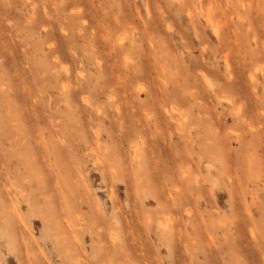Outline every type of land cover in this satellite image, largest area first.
<instances>
[{
	"label": "rangeland",
	"instance_id": "1",
	"mask_svg": "<svg viewBox=\"0 0 264 264\" xmlns=\"http://www.w3.org/2000/svg\"><path fill=\"white\" fill-rule=\"evenodd\" d=\"M0 94V264H264V0H0Z\"/></svg>",
	"mask_w": 264,
	"mask_h": 264
},
{
	"label": "bare ground",
	"instance_id": "2",
	"mask_svg": "<svg viewBox=\"0 0 264 264\" xmlns=\"http://www.w3.org/2000/svg\"><path fill=\"white\" fill-rule=\"evenodd\" d=\"M28 1H29V0H28ZM71 1H72V0H71ZM199 1H200V0H199ZM69 2H70V1H69ZM242 2H243V1H242ZM34 3H35V2H34ZM34 3H33V4H34ZM64 3H65V2H64ZM67 4H68V3H67ZM69 4H71V3H69ZM242 5H243V4H242ZM36 6H37V5L35 4L34 7H36ZM71 6H72V5H71ZM245 6H246V5H245ZM63 7H64V6H63ZM72 7H73V6H72ZM61 8H62V7H61ZM68 9H69V8H68ZM33 10H34V8H33ZM35 10H36V9H35ZM35 10H34V11H35ZM36 11H37V10H36ZM62 11H63V10H62ZM63 13H64V12H62V14H63ZM62 14H61V15H62ZM65 14H67V13H65ZM189 14H190V13H189ZM192 15H194V14H192ZM62 16H63V15H62ZM64 16H65V15H64ZM64 16H63V19H64ZM67 16H69V15H67ZM190 16H191V15H190ZM57 17H58V16H57ZM192 17H193V16H192ZM41 18H42V17H41ZM68 18H70V17H68ZM33 19H34V18H33ZM46 19H47V18H46ZM46 19H45V20H46ZM65 19H66V18H65ZM65 19H64V20H65ZM42 20H44V19H42ZM47 20H48V19H47ZM68 20H70V19H68ZM68 20H67V22H69ZM207 20H211V19L207 18ZM239 20H240V18H239ZM40 21H41V19H40ZM71 21H72V20H70V22H71ZM34 22H35V21H34ZM44 22H45V21H44ZM44 22H43V23H44ZM72 22H73V21H72ZM209 22H210V21H209ZM35 23H36V22H35ZM35 23H34V24H35ZM43 23H42V24H43ZM40 24H41V22H40ZM47 24H50V23L46 22V26H48ZM208 24H209V23H208ZM211 24H212V23H211ZM35 25H36V24H35ZM37 25H38V24H37ZM43 25H45V23H44ZM71 25H72V23H71ZM212 25H215V24H212ZM33 26H34V25H33ZM46 26H45V29H46V31H47L48 28H47ZM65 26H66V25H65ZM77 28H79V27H77ZM213 28H214V26H213ZM46 31H45V32H46ZM215 31H216V30H215ZM49 32H51V31H48V33H49ZM52 32H53V31H52ZM52 32H51V33H52ZM47 35H48V34H47ZM51 35H53V33L50 34V36H51ZM215 35H216V34H215ZM52 43H53V42H52ZM99 43H100V42H99ZM94 44H95V43L93 42V46H94ZM96 44H97V43H96ZM100 44H101V43H100ZM120 45H121L120 42H118V46H120ZM57 47H58V46H57ZM57 47H54V48L56 49ZM95 47H97V46H95ZM93 48H94V47H93ZM97 48H98V47H97ZM100 48H101V47H100ZM100 48H99V49H100ZM118 48H119V47H118ZM52 49H53V47H52ZM50 50H51V49H50ZM57 50H59V49H57ZM60 50H61V49H60ZM62 50H63V52H64V49H62ZM94 50H96V49L94 48ZM52 51H55V50H52ZM124 51H125V50H124ZM55 52H56V51H55ZM59 52H61V51H59ZM118 52L120 53L121 51H118ZM57 54H58L57 56H59V57H60L61 55H62V56L64 55V53H60V55H59L58 51H57ZM123 54H124V53H123ZM118 55H119V54H118ZM227 55H228V54H227ZM227 55H226V56H227ZM55 56H56V55H55ZM57 56H56V57H57ZM62 56H61V58H62ZM87 56H88V55H87ZM125 56H126V55H125ZM56 57H55V60H56L55 62H57V60H58V61L60 60L59 57H58L57 59H56ZM68 57H69V56H68ZM89 57H90V56H88V58H89ZM93 57H94V54H93ZM93 57H92V59H94ZM95 57H96V56H95ZM98 57H99V56H98ZM100 57H101V56H100ZM227 57H228V56H227ZM227 57H225V58H226V61L228 62ZM84 59H85V58H84ZM90 59H91V57H90ZM101 59L103 60L102 57H101ZM107 59H108V58H107ZM95 60H96V62H98L97 57H96ZM126 60H127V59H126ZM60 61H61V60H60ZM125 62H126V64H127V61H125ZM98 63L101 64V62H98ZM60 64H61V63H60ZM57 66H58V65H57ZM103 66H104V65H103ZM100 67H101V66H100ZM112 67H113V66H112ZM112 67H111L110 69H112ZM66 68H67V67H66ZM113 68H114V67H113ZM162 68H163V67H162ZM110 69H109V70H110ZM114 69H115V68H114ZM67 70H68V69H66L65 71L67 72ZM112 70H113V69H112ZM105 71H106V70H105ZM68 72H69V71H68ZM108 73L110 74V72H108ZM181 73H183V72H181ZM181 73H180V75H181ZM55 74H56V73H54V75H55ZM104 74H105V73H104ZM106 74H107V73H106ZM109 74H107V75H109ZM111 74H112V72H111ZM82 75H83V74H82ZM200 75H201V74H200ZM202 75H204V73H203ZM253 75H255V74H253ZM56 76H58V75H56ZM112 76H113V75H112ZM204 76H205V75H204ZM204 76H203V77H204ZM80 77H81V76H80ZM82 77H83V76H82ZM107 77H108V76H107ZM109 77H110V76H109ZM180 77H181V76H180ZM205 77H206V76H205ZM205 77H204V78H205ZM207 77H208V76H207ZM253 77H254V76H252V79H253ZM57 78H58V77H57ZM136 78L139 79V77H137V76H136ZM136 78H135V80H137ZM108 79H109V81L112 80L111 78H108ZM128 79H129V78H128ZM206 79H207V78H206ZM3 80H4V79H3ZM114 80H115V79H114ZM114 80H113V81H114ZM129 80H130V79H129ZM207 80H208V79H207ZM109 81H108V82H109ZM204 81H205V80H204ZM208 81H209V80H208ZM109 83H112V81L109 82ZM205 83H207V81H206ZM209 83H210V82H209ZM209 83H207V84H209ZM211 83H212V82H211ZM112 84H113V83H112ZM207 84H205V85H207ZM181 85H182V84H181ZM183 85H185V83H183ZM227 85H228V84H227ZM105 86H106V85H105ZM109 86H110V85H109ZM136 86H137V85H135V87H136ZM207 86H208V85H207ZM211 86H212V84H211ZM211 86H208V87H211ZM231 86L233 87V85H231ZM63 87H64V86H63ZM65 87H66V86H65ZM112 87H113V86H112ZM119 87H120V85H119ZM119 87H118V88H119ZM208 87L206 88L207 90H208ZM214 87H215V86H214V84H213V86L211 87V90H213ZM223 87H224V86H223ZM82 88H83V87H82ZM90 88H91V87H90ZM184 88H185V86H184ZM212 88H213V89H212ZM215 88H216V87H215ZM116 89H117V87H116L115 89L113 88L112 90H115V92H116ZM139 89H140V88H138V90H139ZM74 90H75V89H74ZM136 90H137V88H136ZM181 90H182V89H181ZM187 90H188V92H189V88H188ZM215 90H216V89H215ZM215 90H214V91H215ZM63 91H64V90H63ZM149 91H150V90H148V93H149ZM182 91H183V90H182ZM182 91H181V92H182ZM218 91H219V90H218ZM218 91H217V92H218ZM221 91H224V89H222ZM221 91H220V94H221ZM87 92H88V91H87ZM109 92H110V94H111V91H109ZM115 92H114V93H115ZM150 92H151V91H150ZM184 92L187 94V91H186V90H184ZM117 93H118V92H117ZM138 93L140 94L139 91H138ZM178 93H179V91H178ZM211 93H213V92L211 91ZM214 93H215L216 96L219 95V92H218V95H217L216 92H214ZM149 94H150V93H149ZM163 94H164V92H163ZM165 94H166V93H165ZM165 94H164V96H165ZM171 94H172V93H171ZM174 94H175V93H174ZM174 94H172V96H173ZM180 94L183 95V92L180 93ZM222 94L224 95V94H225V91H224V93H222ZM0 95H1V94H0ZM67 95H68V94H67ZM167 95H168V94H167ZM2 96H3V95H2ZM83 96H84V95H83ZM110 96H111V95H110ZM151 96H152V95H151ZM174 96H175V95H174ZM191 96H192V95H191ZM221 96H222V95H221ZM221 96H220V98H221ZM64 97H65V96H64ZM187 97H188V96H187ZM192 97H193V96H192ZM2 98L5 100V97H4V96H3ZM68 98H69V97H68ZM74 98H75V97H74ZM81 98H82V97H81ZM113 98H114V97H113ZM163 98H164V97H163ZM183 98H184V97H183ZM195 98H197V97H195ZM220 98H219V99H220ZM227 98H229V97L227 96L226 99H223V100L225 101V100H227ZM3 99H2V100H3ZM6 99L8 100V98H6ZM66 99H67V97H66ZM110 99H111V98H110ZM164 99H165V98H164ZM164 99H163V103H162V104H164ZM180 99H181V97H180ZM185 99H186V98H185ZM230 99L232 100V98H230ZM7 100H6V102L4 101L5 104H7ZM64 100H65V99H64ZM68 100H69V99H68ZM68 100H66V101H68ZM71 100L73 101V98L70 99V101H71ZM74 100H75V99H74ZM87 100H88V99H87ZM153 100L156 102L157 97H153ZM190 100H191V99H190ZM223 100H222V101H223ZM231 100H230V101L228 100V101H225V102H233V101H234V100H232V101H231ZM120 101H121V100H120ZM166 101H167V99H166ZM166 101H165V102H166ZM169 101H170V100H169ZM173 101H174V100H173ZM182 101H183V100H182ZM185 101H186V100H185ZM188 101H189V100H188ZM220 101H221V100H220ZM155 102H154V103H155ZM2 103H3V102H2ZM66 103H67V102H66ZM72 103H73V102H72ZM156 103H157V102H156ZM159 103H160V102H159ZM159 103H158V105H159ZM188 103H190V102H188ZM68 104H69V103H68ZM89 104H90V103H89ZM91 104H92V103H91ZM171 104H172V103H171ZM178 104H179V103H178ZM183 104H186L185 107L188 106L187 102H186V103H183ZM160 105H161V103H160ZM160 105H159V107L162 106V105H161V106H160ZM167 105H168V104H167ZM172 105H173V104H172ZM3 106H4V104H3ZM68 106H69V105H68ZM71 106H72V105H70V107H71ZM119 106H120V105H119ZM119 106H118V108H121V106H120V107H119ZM153 106H154V105H153ZM168 106L170 107V105H168ZM173 106H175V105H173ZM5 107H6V106H5ZM8 107L11 108V105H9ZM12 107H14V106H12ZM90 107H91V106H90ZM154 107H155V106H154ZM162 107L164 108L165 106H162ZM162 107H161V108H162ZM166 107H167V106H166ZM175 107H176L175 109L178 108L177 105H176ZM94 108H95V107H94ZM97 108H98V107H97ZM144 108H145V107H144ZM179 108L181 109V107H179ZM11 109H12V108H11ZM167 109H168V108H167ZM169 109L172 110L171 108H169ZM173 109H174V108H173ZM180 109H179V110H180ZM188 109H189V108H188ZM76 111H77V110H76ZM97 111L99 112L98 109H97ZM145 111H146V110H145ZM164 111H165V108H164ZM8 112H9V113H8ZM10 112H11V110L9 111V109H8L7 114H10ZM121 112H122V111H120L119 113H121ZM171 112H173V111H171ZM177 112H178V110H177ZM237 112H238V111H237ZM12 113H14V112H12ZM96 113H97V112H96ZM239 113H240V112H239ZM97 114H98V113H97ZM166 114H167V113H166ZM170 114H171V113H170ZM180 114H182V113H180ZM180 114H179V115H180ZM236 114H237V113H236ZM245 114H246V113H245ZM4 115H5V114H4ZM98 115H99V114H98ZM98 115H97V116H98ZM171 115H172V114H171ZM171 115H169V116H170V117H173V116H171ZM12 116H13V115H12ZM181 116H183V115H181ZM13 117H14V116H13ZM98 117H99V116H98ZM170 117H169V118H170ZM176 117H177V116H176ZM184 118H185V117H183V119H184ZM245 118H246V117H245ZM172 119H173V118H172ZM180 119H181V118H180ZM183 119H182V120H183ZM250 119H251V118H250ZM252 119H253V118H252ZM12 120H13V119H12ZM12 120H11V121H12ZM173 120H174V119H173ZM176 120H177V119H176ZM176 120H175V121H176ZM184 120H185V119H184ZM7 121H8V120H7ZM179 121H180V120H179V118H178V122H179ZM245 122H246V121H245ZM248 122H249V121H248ZM181 123H182V121H181ZM181 123H180V122H179V124L176 123L177 126L179 125V126H178L179 129H180V127H181L180 125H182ZM184 123H185V121H184ZM187 123H188V122H187ZM14 124H15V123H14ZM14 124H13V126H14ZM67 124H68V123H67ZM96 124H97V123H96ZM252 124H253V123H252ZM2 125H3V124H2ZM2 125H1V122H0V126H1L0 128L5 129L4 131H6V129H7L6 126H5V125L2 126ZM8 125H9V124H8ZM99 125H100V124H99ZM184 125H185V124H184ZM196 125H197V124H196ZM15 126H16V125H15ZM191 126H192V125H191ZM245 126H246V125H245ZM70 127H71V126H70ZM186 127H187V126H186ZM186 127H184V128H186ZM181 128H182V127H181ZM192 128H193V127H192ZM250 128H251V127H249V129H250ZM3 129H2V130H3ZM140 129H142V128H140ZM140 129H137V130H139V132H140ZM260 129H261V128H260ZM260 129H259V130H260ZM94 130L96 131V132H95V136L99 137V136H98V133L100 134L99 128H98V129L95 128ZM97 130H98V131H97ZM135 130H136V129H135ZM189 130H190V129H189ZM257 130H258V129H257ZM4 131H2V132H4ZM142 131H143V130H142ZM142 131H141V132H142ZM250 131H251V130H250ZM250 131H249V132H250ZM255 131H256V130H255ZM262 131H264V130L261 129V133H262ZM97 132H98V133H97ZM256 132H257V131H256ZM0 133H1V131H0ZM4 133H5V132H4ZM219 133H220V132H218V134H219ZM257 133H258V132H257ZM189 135H190V134H189ZM189 135H187V136H189ZM259 135H260V134H258V136H259ZM261 135H262V138H263L264 135H263V134H261ZM261 135H260V136H261ZM224 136H225V135H224ZM240 136H241V135H240ZM251 136H252V135H251ZM190 137H192V136L190 135V136L188 137V139H189ZM219 137H222V136H219ZM242 137H243V135H242ZM252 137H253V136H252ZM6 138H7V137H6ZM223 138H224V137H223ZM243 138H244V137H243ZM243 138H242V140L244 141ZM250 138H251V137H250ZM8 139H9V137H8ZM12 139H13V138H11V140H12ZM97 139L99 140V138H97ZM220 139H221V138H220ZM20 140H21V139H20ZM98 140H97V141H98ZM189 140H190V139H189ZM191 140L193 141V140H195V139L192 138ZM221 140H222V139H221ZM257 140H258V139H257ZM260 140H262V139H259V142H260ZM263 140H264V138H263ZM16 141H19V140H16ZM186 141H187V140H186ZM19 142H20V141H19ZM86 142H87V141H86ZM220 142H221V141H220ZM252 142H253V141H252ZM257 142H258V141H257ZM261 142H262V141H261ZM261 142H260V143H261ZM12 143H14V142H12ZM50 143H51V142H50ZM193 143H194V142H193ZM243 143H244V142H243ZM254 143H255V142H254ZM260 143H259V144H260ZM14 144H16V143H14ZM58 144H59V143H58ZM256 144H258V143H256ZM52 145H53V143H52ZM52 145H50V146H52ZM55 145H56V144H55ZM59 145H60V144H59ZM61 145H62V144H61ZM105 145H106V144H105ZM14 146H15V145H13V147H14ZM24 146H25V145H24ZM254 146H255V145H254ZM262 146H264V145L262 144ZM15 147H16V146H15ZM26 147H27V144H26L25 148H26ZM133 147H135V145H134ZM137 147H138V146H137ZM192 147H194V146H192ZM223 147H224V146H223ZM256 147H258V146H256ZM58 148H59V147H58ZM88 148H89V147H88ZM104 148H108V147H104ZM117 148H118V147H117ZM263 148H264V147H263ZM90 149H93V150H94V147H90ZM137 149H138V148H137ZM137 149H136V147H135L134 150H137ZM191 149H192V148H191ZM21 150H22V149H21ZM52 150H53V149L51 148V151H52ZM58 150H60V149H58ZM109 150L112 152V151H113V150H112V147H111V149H110V148L108 149V152L110 153ZM255 150H257V149H255ZM259 150H260V149H259ZM51 151H50V152H51ZM53 151H54V150H53ZM114 151H115V149H114ZM118 151H119V150H118ZM90 152H91V151H90ZM94 152L96 153L95 150H94ZM136 152H139V151H136ZM189 152H190V151H189ZM12 153H13V150H12ZM52 153H53V152H52ZM109 153H107V154H109ZM115 153H116V152H115ZM133 153H134V152H133ZM140 153H141V152H140ZM140 153H139V154H140ZM14 154H15V152H14ZM14 154H13V155H14ZM93 154H94V153H93ZM110 154H111V153H110ZM110 154H109V155H110ZM186 154H187V153H186ZM193 154H194V152H193ZM94 155H95V154H94ZM136 155H138V153H137V154L134 153V156H136ZM182 155H184V154H182ZM191 155H192V154H191ZM200 155H201V157H202V154H200ZM10 156H12V155H10ZM18 156L21 157L20 155H18ZM18 156H17V157H18ZM96 156H97V153H96ZM184 156H186V155H184ZM192 156H193V155H192ZM209 156H210V155H209ZM19 157H18V158H19ZM94 157H95V156H94ZM147 157H148V156H147ZM181 157H183V156H181ZM11 158H12V157H11ZM53 158H54V157H53ZM58 158H59V157H58ZM135 158H136V157H135ZM135 158H134V159H135ZM139 158H140V159H139ZM139 158H138V159L140 160V162L143 163L144 160H141V156H140V155H139ZM150 158H151V155L149 156V159H148V160H150ZM191 158H192V157H191ZM193 158H194V157H193ZM195 158H196V157H195ZM198 158H199V157H198ZM249 158H250V157H249ZM94 160L96 161V159H94ZM94 160H93V161H94ZM97 160H99V159H97ZM194 160H195V159H194ZM200 160H201V159H200ZM248 160H249V159H248ZM27 161H29V160H27ZM30 161H31V160H30ZM35 161H36V159H35ZM38 161H39V160H38ZM133 161H135L136 164H137L136 159L133 160ZM177 161H180V160H177ZM181 161H182V160H181ZM255 161H257V160H255ZM97 162H99V161H97ZM113 162H114V161H113ZM196 162H197V161H196ZM25 163H26V162H25ZM32 163H33V161H32ZM126 163H127V162H126ZM142 163H141V164H142ZM144 163H145V162H144ZM144 163H143L141 166H143ZM179 163H180V162H179ZM181 163H182V162H181ZM186 163H187V162H186ZM197 163H198V162H197ZM111 164H112V163H111ZM148 164H150V163H148ZM200 164H201V162H200ZM225 164H226V163H225ZM29 165H30V164H29ZM31 165H32V164H31ZM36 165H37V163H36L34 166H36ZM106 165H107V164H106ZM137 165H138V164H137ZM178 165H180V164H178ZM181 165H182V164H181ZM228 165H229V164H228ZM27 166H28V164H27ZM34 166H33V168H34ZM40 166H41V165H40ZM138 166H139V165H138ZM141 166H140V168H142ZM213 166H214V165H213ZM213 166L210 165V166H209V169H210V167L213 168ZM25 167H26V166H25ZM174 167H175V166H174ZM206 167H207V166H206ZM224 167H225V166H224ZM230 167H231V164H230ZM15 168H16V166L14 167V170L16 171L17 169H15ZM19 168H20V167H18V170L20 171L21 169H19ZM28 168H29V167H28ZM36 168H37V167H36ZM137 168H139V167H137ZM152 168H153V167H152ZM185 168H186V167H185ZM199 168H200V166H199ZM227 168H228V167H227ZM25 169L28 170L27 168H25ZM30 169H31V168H30ZM38 169H39V168H38ZM38 169H35V170H38ZM41 169H42V167H41ZM60 169H61V171H62V168H60ZM172 169H173V168H172ZM186 169H187V168H186ZM186 169H185V170H186ZM125 170H126V169H125ZM127 170H128V169H127ZM180 170H181V169H180ZM196 170H199V169H196ZM217 170H218V169H217ZM222 170H223V168H222ZM32 171H33V169H32ZM39 171H40V170H39ZM39 171H37V172H39ZM57 171H58V170H56V172H57ZM182 171H183L185 174H187L186 171H184V169H183ZM182 171H181V172H182ZM199 171H200V170H199ZM228 171H229V168H228ZM29 172H30V171H29ZM29 172H28V173H29ZM37 172L35 171V174H37ZM41 172H42V171H40V174H41ZM64 172H65V171L63 170V173H64ZM131 172H132V171H131ZM22 173H23V172H22ZM28 173H27L26 176H28ZM102 173H103V171H102ZM128 173H130V170H129ZM188 173L190 174L191 172L189 171ZM20 174H21V173H20ZM33 174H34V173H32V176H33ZM56 174H57V173H56ZM65 174H66V173H65ZM103 174H104V173H103ZM106 174H107V173H106ZM166 174H167V173H166ZM181 174H182V173H181ZM196 174H197V173L194 174V172H193V175H194L196 178H198L197 175H199V173H198L197 175H196ZM229 174H231V173H229ZM29 175H31V173H29ZM58 175H59V174H58ZM58 175H57V176H58ZM183 175H184V174H183ZM106 176H107V175H106ZM186 176L188 177L189 175L187 174ZM30 177H31V176H30ZM41 177H43V176L41 175ZM118 177H119V176H118ZM230 177H231V176H230ZM232 177H233V176H232ZM166 178H167V177H166ZM169 178H170V176H169ZM169 178H168V179H169ZM194 180H195V179H194ZM196 180H197V179H196ZM201 181H202V180H201ZM195 182H196V181H195ZM232 182H233V181H232ZM234 184H235V183H234ZM237 184H238V183H237ZM170 185H171V184H170ZM198 185H199V183H198ZM234 186H235V185H234ZM178 187H179V186H178ZM192 187H193V186H192ZM173 188H174V187H173ZM111 189H112V188H111ZM174 189H175V188H174ZM193 189H194V188H193ZM175 190H177V189H175ZM183 191H184V190H183ZM183 191H182V192H183ZM239 191H240V190H239ZM72 192H73V190H72ZM178 192H179V191H178ZM190 192H191V191H190ZM243 192H245L244 189H243ZM80 194L82 195V193H80ZM196 194H197V193H196ZM198 194H199V193H198ZM240 194H241V193H240ZM240 194H239V196H240ZM257 194H258V193H257ZM43 195H44V194H43ZM81 195H80V196H81ZM84 195H85V194H84ZM68 196H69V195H67V197H68ZM188 196H189V195H188ZM188 196H187V197H188ZM200 196H201V194H200ZM239 196H238V198H239ZM83 197H84V196H83ZM83 197H82V198L80 197V199H82V202L84 201V200H83ZM162 197H163V195H162ZM162 197H161L160 199H162ZM184 197H185V196H184ZM184 197H183V198H184ZM201 197H202V196H201ZM256 197H257V196H256ZM259 197H260V195H259ZM259 197H258V198H259ZM68 198H69V197H68ZM70 198H71V197H70ZM70 198H69L68 200H70ZM72 198H73V197H72ZM76 198H77V197H76ZM76 198H75V200H76ZM165 198H166V197H165ZM179 198H180V197H179ZM183 198H182V200H183ZM252 198H253V197H252ZM78 199H79V198H78ZM184 199H185V198H184ZM199 199H200V198H199ZM201 199H202V198H201ZM201 199H200V200H201ZM240 199H241V198H240ZM66 200H67V199H66ZM165 200H166V199H164V202H165V204H167V203H166L167 201H165ZM167 200H168V199H167ZM169 200H170V199H169ZM169 200H168V201H169ZM173 200H174V199H173ZM196 200H197V199H196ZM200 200H199V201H200ZM203 200H204V199H203ZM235 200H236V199H235ZM252 200H253V199H252ZM254 200H255V199H254ZM70 201H72V200H70ZM79 201H80V200H79ZM160 201H161V200H160ZM162 201H163V200H162ZM197 201H198V200H197ZM87 202H88V201H87ZM87 202H86V203H87ZM172 202H173V201H172ZM241 202H242V201H241ZM69 203H70V202H69ZM71 203H72V202H71ZM71 203H70V204H71ZM73 203H74V204H73ZM73 203L71 204L70 207H69L70 204L68 205V207H69L72 211L74 210L73 208H76V207L74 206V205H75V202H73ZM79 203H80V202H79ZM88 203H89V202H88ZM162 203H163V202H162ZM162 203H161V204H162ZM185 203H186V202L183 201V204H182V205H184ZM170 204H171V203L168 202L167 205H170ZM172 204H173V203H172ZM72 205H73L74 207H73ZM76 205H77V204H76ZM89 205H90V204H89ZM159 205H160V202H159ZM173 205H174V204H173ZM185 205H187V204H185ZM241 205H242V204H241ZM90 207H92V206H90ZM185 207H186V206L181 207V208H185ZM78 208H79V207H78ZM92 208H93V207H92ZM173 208H174V207H173ZM76 209H77V208H76ZM76 209H75V210H76ZM240 209H241V208H240ZM75 210H74V211H75ZM77 210H78V209H77ZM64 211H65V209H64ZM185 211H187V208H186ZM245 211H246V210H245ZM67 212H68V211H67ZM189 212H190V211H189ZM161 213H162V212H161ZM183 213H184V212H183ZM236 213H237V212H236ZM249 213H250V212H249ZM190 215H191V214H190ZM243 215H244V214H243ZM259 215H260V214H259ZM240 216H241V215H240ZM187 217H188V216H187ZM246 217H247V216H246ZM261 217H262V216H261ZM190 218H191V217H190ZM218 218H219V217H218ZM68 219H69V218H68ZM97 219H98V218H97ZM261 219H262V218H261ZM192 220H193V219H192ZM262 220H263V219H262ZM196 221H197V220H196ZM213 221H214V220H213ZM219 221H220V220H219ZM246 221H247V220H245V221H243V222H246ZM211 222H212V221H211ZM238 222H239V221H238ZM186 223H187V221H186ZM189 223H190V220H189ZM191 223H193V222H191ZM191 223H190V225H191ZM194 223H195V222H194ZM236 223H237V222H236ZM207 224H208V223H207ZM207 224H206V225H207ZM212 224H213V222H212ZM217 224H218V223H217ZM243 224H244V223H243ZM248 224H249V223H248ZM251 224H252V223H251ZM185 225H186V224H185ZM188 225H189V224H188ZM245 225H247V224H245ZM245 225H244V226H245ZM195 226H197V225L195 224ZM218 226H219V225H218ZM237 226H238V225H237ZM241 226H242V224L240 223V228H241ZM250 226H251V225H250ZM13 227H14V225H13ZM13 227H12V228H13ZM246 227H249V226L247 225ZM258 227H259V226H258ZM258 227H257V228H258ZM259 228H260V227H259ZM9 229H10V228H9ZM247 229H248V228H247ZM259 230H260V229H259ZM247 231H248V230H247ZM249 232H250V231H249ZM261 232H262V231H261ZM250 234L253 235L252 233H250ZM250 234H249V235H250ZM261 234H262V233H261ZM14 235H15V234H14ZM240 235H241V234H240ZM251 235H250V236H251ZM243 236H244V235H243ZM256 236L258 237L259 234L256 235ZM256 236H255V237H256ZM262 236L264 237V235H262ZM240 238H241V236H240ZM252 238H253V236H252ZM65 239H66V238H65ZM253 239H255V238H253ZM253 239H252V240H253ZM260 239H261V238H260ZM259 241H261V240H259ZM253 242H254V241H253ZM261 242H263V241H261ZM64 243H65V242H64ZM255 243H256V242H255ZM78 248H79V247H78ZM78 248L76 247L75 249L78 250ZM75 249H74L73 252L76 253V250H75ZM218 250H219V249H218ZM71 251H72V249H71ZM69 252H70V251H67V253H69ZM218 252H219V251H218ZM220 252H221V251H220ZM75 253H73V254H75ZM70 254H71V253H70ZM76 254H77V253H76ZM76 254H75V255H76ZM79 254H80V250H79L78 255H79ZM75 255H74V256H75ZM78 255H76V257H77ZM71 256H72V254H71ZM67 259H68V257H67ZM78 259H81V258L78 257ZM72 260H73V259H72ZM68 261H69V259H68ZM79 261H81V260H79ZM69 262H70V261H69ZM79 263H80V262H78L77 264H79Z\"/></svg>",
	"mask_w": 264,
	"mask_h": 264
}]
</instances>
